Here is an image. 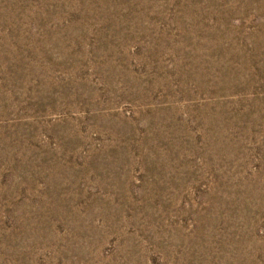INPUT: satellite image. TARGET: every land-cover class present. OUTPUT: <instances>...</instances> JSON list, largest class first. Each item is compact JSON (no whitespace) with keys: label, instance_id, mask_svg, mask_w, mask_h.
<instances>
[{"label":"rangeland","instance_id":"374dc122","mask_svg":"<svg viewBox=\"0 0 264 264\" xmlns=\"http://www.w3.org/2000/svg\"><path fill=\"white\" fill-rule=\"evenodd\" d=\"M0 264H264V0H0Z\"/></svg>","mask_w":264,"mask_h":264}]
</instances>
